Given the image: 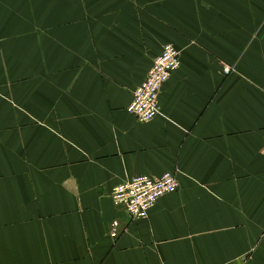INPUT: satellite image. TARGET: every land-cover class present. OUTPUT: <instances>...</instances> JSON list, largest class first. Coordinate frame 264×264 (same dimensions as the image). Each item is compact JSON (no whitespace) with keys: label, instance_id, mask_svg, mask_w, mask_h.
Instances as JSON below:
<instances>
[{"label":"crops","instance_id":"1","mask_svg":"<svg viewBox=\"0 0 264 264\" xmlns=\"http://www.w3.org/2000/svg\"><path fill=\"white\" fill-rule=\"evenodd\" d=\"M168 172L147 219L113 203ZM0 264H264V0H0Z\"/></svg>","mask_w":264,"mask_h":264},{"label":"built area","instance_id":"2","mask_svg":"<svg viewBox=\"0 0 264 264\" xmlns=\"http://www.w3.org/2000/svg\"><path fill=\"white\" fill-rule=\"evenodd\" d=\"M181 65L179 50L171 44L164 46L155 59L145 81L135 90L134 98L127 111L140 122H151L159 114V97L163 86ZM229 73L230 69L225 68ZM179 182L174 173H165L160 178L140 175L119 184L113 190L115 206L126 211L132 221L147 219L149 211L160 198L177 192ZM118 222L112 223L111 237L116 238Z\"/></svg>","mask_w":264,"mask_h":264}]
</instances>
